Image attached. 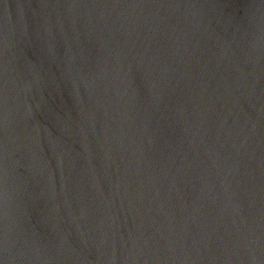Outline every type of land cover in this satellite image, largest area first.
I'll use <instances>...</instances> for the list:
<instances>
[{"label":"water","instance_id":"obj_1","mask_svg":"<svg viewBox=\"0 0 264 264\" xmlns=\"http://www.w3.org/2000/svg\"><path fill=\"white\" fill-rule=\"evenodd\" d=\"M0 264H264V0H0Z\"/></svg>","mask_w":264,"mask_h":264}]
</instances>
